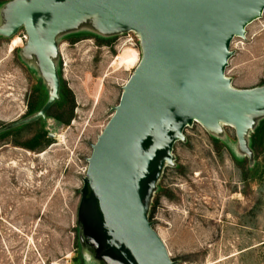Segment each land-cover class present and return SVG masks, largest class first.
<instances>
[{
  "label": "rangeland",
  "instance_id": "374dc122",
  "mask_svg": "<svg viewBox=\"0 0 264 264\" xmlns=\"http://www.w3.org/2000/svg\"><path fill=\"white\" fill-rule=\"evenodd\" d=\"M96 30L85 19L58 38L60 85L74 102L69 123L46 117L43 130L54 137L41 149L24 146L36 126L0 138V264H77L79 256L93 264L80 250L77 224L87 158L141 57L134 32L102 41L90 36ZM25 37L23 29L0 36V129L26 115L39 82L34 64L19 55L26 56ZM230 50L232 85L262 84L264 10ZM222 125V140L200 123L185 127V139L173 145L174 165L159 180L150 221L175 264H264V145L250 174L234 129Z\"/></svg>",
  "mask_w": 264,
  "mask_h": 264
},
{
  "label": "water",
  "instance_id": "95a60500",
  "mask_svg": "<svg viewBox=\"0 0 264 264\" xmlns=\"http://www.w3.org/2000/svg\"><path fill=\"white\" fill-rule=\"evenodd\" d=\"M263 10L264 0L0 3V36L11 39L24 30L26 56L19 55L34 64L46 94L37 111L0 133L45 120L60 99V36L70 35L85 19H92L97 29L90 35L132 31L138 36L140 60L92 144L80 189L78 240L93 264H175L148 215L164 168L174 165L173 145L185 139V127L197 122L221 139L222 124L231 126L236 152L248 159L249 168L254 165L249 138L264 118V82L236 88L225 69L232 39L244 37L246 26Z\"/></svg>",
  "mask_w": 264,
  "mask_h": 264
},
{
  "label": "trees",
  "instance_id": "16d2710c",
  "mask_svg": "<svg viewBox=\"0 0 264 264\" xmlns=\"http://www.w3.org/2000/svg\"><path fill=\"white\" fill-rule=\"evenodd\" d=\"M2 2V0H0V3ZM93 36V35H90ZM98 39H100V37L95 36ZM100 40L105 41V38H101ZM58 67H60V64H58ZM43 88H42V84L41 81H39L35 86H34V96L32 97L29 105H28V110L26 115H29L35 111H37L44 103L45 101V93L43 92ZM60 99L55 101L51 107L48 109V111L46 112V117H54L55 119L67 124L69 123L71 117H72V108L74 106V102H73V96L71 91L66 88L63 87L62 85H60ZM67 106L69 107V111L67 110L64 111V107ZM25 115V116H26ZM43 124L44 121L39 118L38 120L32 122V123H28L25 125H21V126H17L15 128L9 129L5 132L0 133V138H5L8 135H10L11 133H19L21 130L26 129L27 127L30 126H36V130L34 132V134L31 136V138H29L25 143L24 146L26 148H29L31 150H36V149H41L43 147H45L47 145V143L50 141V138L48 137V134L45 133V131L43 130ZM217 140V139H215ZM250 148L252 149L253 153H254V159H255V163L254 165L249 168L247 167V171L250 174H254L257 170H258V162L256 160L257 159V148L258 147H262L264 145V118L261 119L258 123V125L255 127V129L253 130V132H251L250 134ZM218 142V140L216 141ZM234 161H236V157H233ZM237 162V161H236ZM241 162H247L248 164V159L245 157L242 159ZM159 190H160V184L158 182V189L155 192V196L152 200L151 206H150V211H149V215L148 218L149 220H151V216H152V211H153V207L155 205V200L157 198V195L159 194ZM77 264H86L85 262L82 261V257L79 256L78 257V263ZM100 264H103L100 262Z\"/></svg>",
  "mask_w": 264,
  "mask_h": 264
},
{
  "label": "built area",
  "instance_id": "2783aa9c",
  "mask_svg": "<svg viewBox=\"0 0 264 264\" xmlns=\"http://www.w3.org/2000/svg\"><path fill=\"white\" fill-rule=\"evenodd\" d=\"M25 38H27V37H25Z\"/></svg>",
  "mask_w": 264,
  "mask_h": 264
}]
</instances>
